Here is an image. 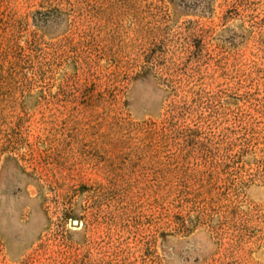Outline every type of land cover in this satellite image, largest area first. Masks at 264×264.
I'll use <instances>...</instances> for the list:
<instances>
[{"label": "rangeland", "instance_id": "1", "mask_svg": "<svg viewBox=\"0 0 264 264\" xmlns=\"http://www.w3.org/2000/svg\"><path fill=\"white\" fill-rule=\"evenodd\" d=\"M0 264H264V0H0Z\"/></svg>", "mask_w": 264, "mask_h": 264}]
</instances>
